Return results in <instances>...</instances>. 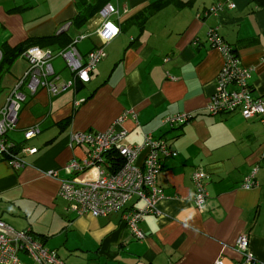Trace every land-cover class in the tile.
<instances>
[{
  "label": "crops",
  "instance_id": "obj_1",
  "mask_svg": "<svg viewBox=\"0 0 264 264\" xmlns=\"http://www.w3.org/2000/svg\"><path fill=\"white\" fill-rule=\"evenodd\" d=\"M96 0H0V51L16 49L29 39L64 34L60 50L75 38L82 55L103 45L98 35L99 14L84 25L74 20L86 2ZM228 0H109L118 15L121 33L106 46V57L87 83L58 96L41 89L24 103L17 128L7 138L24 155L25 168L16 170L0 153V218L16 230H29L66 264H237L235 246L247 235L256 258L264 264V124L259 118L244 119L240 113L211 116L206 108L216 90L223 67L221 53L208 44V32L218 28L234 47L242 64L251 69L254 96L264 99V8L252 0H235L236 8L207 12ZM108 4V3H107ZM66 83L73 74L63 58L52 62ZM28 69L19 57L0 74V110L12 89ZM126 144L138 145L146 135L165 138L178 153L164 160L158 186L164 197L159 214L141 223L147 234L135 239L121 214L95 218L67 212L60 197L61 183L85 182L98 177L92 168L69 175L66 166L83 162L88 147L71 145L74 132L108 130L125 112ZM188 113L194 119L184 126L165 119ZM40 133L26 140L25 132ZM104 157L103 169L113 165ZM258 167L256 187L243 188L245 179ZM204 169L210 176L209 199L203 211L194 204L192 174ZM55 172V176L48 175ZM144 203L132 198L128 207ZM26 263L33 261L26 255Z\"/></svg>",
  "mask_w": 264,
  "mask_h": 264
},
{
  "label": "built area",
  "instance_id": "obj_2",
  "mask_svg": "<svg viewBox=\"0 0 264 264\" xmlns=\"http://www.w3.org/2000/svg\"><path fill=\"white\" fill-rule=\"evenodd\" d=\"M236 8L235 0L218 3L207 14H216L221 10ZM118 15L116 8L108 3L99 12L101 25L98 35L103 45L82 55L77 44L86 36L75 38L66 48L52 50L33 46L23 54L28 62V69L12 89L4 107L0 110V153L8 158L16 169L25 168L27 162L24 155H33L35 148L23 147L16 152L15 145L8 141V134L17 128L24 103L41 89L47 90L51 96H58L73 87L76 81L87 83L91 74L105 59L106 46L120 33V26L114 21ZM208 44L217 49L223 58V67L216 79V90L209 102L206 113L211 116L240 113L244 119L259 118L264 124V99L255 97L251 80V69L245 67L233 46L220 35L218 28L208 32ZM61 57L73 74L72 82H64L55 72L53 60ZM3 54L0 51V62ZM137 121V113L133 111L122 114L105 132L87 133L74 132L71 145H85L89 153L83 162L73 160L66 166L69 175L92 168L98 170V177L85 182L71 179L61 183L59 195L68 202L67 212L76 216H92L95 218L121 214L122 221L137 240H144L147 234L141 229V223L150 214H159L157 204L164 197L163 190L158 186V178L163 169V162L176 158L178 153L172 149L165 138H156L151 134L145 136L138 145L126 144L128 131L123 124L128 119ZM194 119L192 114L180 113L169 116L165 123L184 126ZM40 133L38 127L29 128L25 139L30 140ZM116 155L122 163L113 165L110 171L103 169L104 157ZM259 168L253 169L245 179L243 188L256 187V175ZM55 176V172H49ZM196 188L194 204L203 211L209 199L208 185L210 176L204 169H197L192 174ZM132 198L141 200L144 205L138 209L128 207ZM240 254L237 264H254L256 258L250 248L247 235L238 238L235 246ZM28 256L33 263H26L21 256ZM0 264H66L55 250H51L31 231H19L0 218ZM214 264H225L219 257Z\"/></svg>",
  "mask_w": 264,
  "mask_h": 264
},
{
  "label": "trees",
  "instance_id": "obj_3",
  "mask_svg": "<svg viewBox=\"0 0 264 264\" xmlns=\"http://www.w3.org/2000/svg\"><path fill=\"white\" fill-rule=\"evenodd\" d=\"M107 3H109V0H96L94 3L86 2L85 4H83L84 11L79 13L78 17L74 20V24L76 26L84 25L85 23L88 22L89 19L99 14L100 10ZM252 3L257 5L258 7L264 8V0H252ZM63 38H64V34L58 36L34 38L27 40L24 44H22L16 49L5 47L3 50L4 51L3 58L0 62V74L3 71H6V69H8L30 47L39 46L41 48H48L56 44H62ZM15 150L17 149L15 148ZM16 152H18V150ZM111 157H113L116 165L122 163V159H119L118 156L113 155ZM6 159L8 160V158Z\"/></svg>",
  "mask_w": 264,
  "mask_h": 264
},
{
  "label": "rangeland",
  "instance_id": "obj_4",
  "mask_svg": "<svg viewBox=\"0 0 264 264\" xmlns=\"http://www.w3.org/2000/svg\"><path fill=\"white\" fill-rule=\"evenodd\" d=\"M22 58V57H21Z\"/></svg>",
  "mask_w": 264,
  "mask_h": 264
}]
</instances>
